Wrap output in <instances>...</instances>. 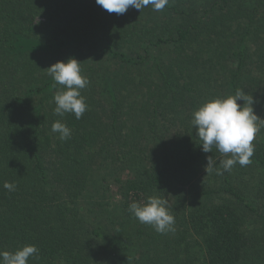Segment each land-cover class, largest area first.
<instances>
[{
  "label": "trees",
  "instance_id": "1",
  "mask_svg": "<svg viewBox=\"0 0 264 264\" xmlns=\"http://www.w3.org/2000/svg\"><path fill=\"white\" fill-rule=\"evenodd\" d=\"M70 58L90 81L79 120L53 114L66 89L47 69ZM239 90L262 111L264 0L123 15L95 0H0V251L35 245L27 264H264V126L252 162L217 175L207 157L231 154L204 153L191 123ZM150 195L167 199L174 232L128 211Z\"/></svg>",
  "mask_w": 264,
  "mask_h": 264
},
{
  "label": "clouds",
  "instance_id": "2",
  "mask_svg": "<svg viewBox=\"0 0 264 264\" xmlns=\"http://www.w3.org/2000/svg\"><path fill=\"white\" fill-rule=\"evenodd\" d=\"M96 4L108 13L125 14L130 8L142 11L151 7L153 11H161L169 0H95ZM81 62L74 58L57 61L47 71L52 76L55 85H62L66 90L59 91L54 96L56 107L53 114L63 118L65 114H74L77 120L81 119L87 110L85 98L81 90L85 89L90 81L82 75ZM244 101L243 105L237 101ZM247 102V107H245ZM253 97H247L244 91L239 90L234 95L224 98H215L202 104L194 113L192 125L196 129V136L201 141L204 153L212 152L215 148L223 156L219 167L212 156L207 157L206 172L215 171L223 175L238 163L241 167L249 165L254 155V140L260 131V119L254 112ZM51 131L59 135V139L66 141L71 138V129L60 120L52 124ZM3 188L9 192L16 190V184L5 181ZM128 211L140 223L150 225L157 233L167 234L175 231V217L173 216L166 198L150 195L143 203L133 201ZM39 249L35 245H25L15 252L0 251V264H27L30 257L37 256Z\"/></svg>",
  "mask_w": 264,
  "mask_h": 264
},
{
  "label": "rangeland",
  "instance_id": "3",
  "mask_svg": "<svg viewBox=\"0 0 264 264\" xmlns=\"http://www.w3.org/2000/svg\"><path fill=\"white\" fill-rule=\"evenodd\" d=\"M36 21H39V19H37ZM255 114L260 118V119H264V106H262V111L258 112V110L256 109ZM262 126H264V122H262L260 124V128H262Z\"/></svg>",
  "mask_w": 264,
  "mask_h": 264
}]
</instances>
